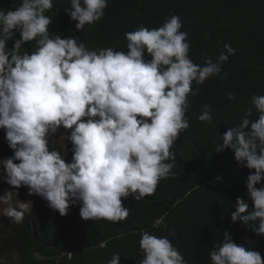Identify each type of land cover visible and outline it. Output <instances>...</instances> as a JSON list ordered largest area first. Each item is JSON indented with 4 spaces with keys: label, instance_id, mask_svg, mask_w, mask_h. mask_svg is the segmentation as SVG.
<instances>
[{
    "label": "clouds",
    "instance_id": "obj_1",
    "mask_svg": "<svg viewBox=\"0 0 264 264\" xmlns=\"http://www.w3.org/2000/svg\"><path fill=\"white\" fill-rule=\"evenodd\" d=\"M0 1V145L12 150L0 160V176L12 189L0 196L6 206L0 211L21 224L33 210L69 217L79 202L85 221H124L129 209L122 198L153 195L174 167L179 134L190 126L185 114L196 94L193 82L219 76L235 49L225 44L215 60L195 64L176 15L97 47L90 41L108 0H70L56 30L53 0H15L14 10L10 0ZM227 97L235 99L231 92ZM251 100L258 118L249 109L219 138L216 152L231 150L238 165L254 170L246 179L253 211L245 214L249 204L238 197L231 221L264 236V186L256 187L264 180V95ZM210 112L204 105L198 120L211 123ZM22 186L33 202L17 199ZM139 247L140 264H186L166 237L144 231ZM209 256L211 264H264L228 232ZM119 260L114 254L109 264Z\"/></svg>",
    "mask_w": 264,
    "mask_h": 264
},
{
    "label": "trees",
    "instance_id": "obj_2",
    "mask_svg": "<svg viewBox=\"0 0 264 264\" xmlns=\"http://www.w3.org/2000/svg\"><path fill=\"white\" fill-rule=\"evenodd\" d=\"M10 1L14 10L15 0ZM69 5L70 0H53V30L63 25ZM173 15L187 33L188 55L195 64L202 66L204 57L215 60L225 44L235 55L222 65L219 76L202 85L193 82L196 94L189 95L185 114L190 126L179 134L169 177L159 181L151 196L122 198L129 215L121 222L85 221L79 202L69 217L51 208L33 210L21 224L0 234V264H109L114 254L120 256L119 264H140L144 231L168 238L186 264H211L209 253L222 243L224 232L264 259V236L231 221L238 197L249 204L245 214L253 211L246 179L254 170L238 165L231 150L216 152L219 138L239 125L249 109L251 119L258 118L251 97L264 95V0H108L90 44L105 47L116 39L124 41L126 33L141 26L159 28ZM229 92L235 99H228ZM204 105L210 106L211 123L198 120ZM11 152L1 147L0 160L10 158ZM262 186L264 180L256 187Z\"/></svg>",
    "mask_w": 264,
    "mask_h": 264
},
{
    "label": "rangeland",
    "instance_id": "obj_3",
    "mask_svg": "<svg viewBox=\"0 0 264 264\" xmlns=\"http://www.w3.org/2000/svg\"><path fill=\"white\" fill-rule=\"evenodd\" d=\"M0 148H1V145H0ZM0 171H2V169H0ZM6 190L11 191L12 189L10 188L9 185H7L4 182V178L0 176V196H2ZM17 192H18L17 199H19L21 202H25V201L33 202L34 195H31V196L28 195L27 187L22 186L20 189L17 190ZM3 207H6V206L0 205V209H2ZM13 225L15 224L11 222L10 218L5 217L2 211H0V234L2 233L4 234L5 231Z\"/></svg>",
    "mask_w": 264,
    "mask_h": 264
}]
</instances>
